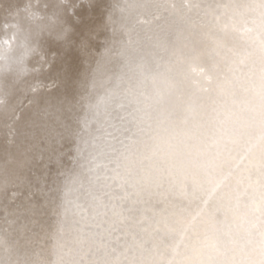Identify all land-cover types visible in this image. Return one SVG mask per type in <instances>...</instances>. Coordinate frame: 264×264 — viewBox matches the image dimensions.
<instances>
[{
  "label": "bare ground",
  "instance_id": "obj_1",
  "mask_svg": "<svg viewBox=\"0 0 264 264\" xmlns=\"http://www.w3.org/2000/svg\"><path fill=\"white\" fill-rule=\"evenodd\" d=\"M0 264H264V0H0Z\"/></svg>",
  "mask_w": 264,
  "mask_h": 264
},
{
  "label": "clouds",
  "instance_id": "obj_2",
  "mask_svg": "<svg viewBox=\"0 0 264 264\" xmlns=\"http://www.w3.org/2000/svg\"><path fill=\"white\" fill-rule=\"evenodd\" d=\"M194 103H198L196 98L193 96L189 95L186 100L184 101V107L183 109L178 112V121L183 127H188L193 123V113H192V105ZM177 150L180 152L184 151L183 145H177Z\"/></svg>",
  "mask_w": 264,
  "mask_h": 264
},
{
  "label": "water",
  "instance_id": "obj_3",
  "mask_svg": "<svg viewBox=\"0 0 264 264\" xmlns=\"http://www.w3.org/2000/svg\"><path fill=\"white\" fill-rule=\"evenodd\" d=\"M46 88V87H45Z\"/></svg>",
  "mask_w": 264,
  "mask_h": 264
}]
</instances>
